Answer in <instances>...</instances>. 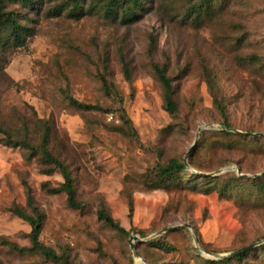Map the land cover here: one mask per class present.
<instances>
[{
    "label": "rangeland",
    "instance_id": "374dc122",
    "mask_svg": "<svg viewBox=\"0 0 264 264\" xmlns=\"http://www.w3.org/2000/svg\"><path fill=\"white\" fill-rule=\"evenodd\" d=\"M105 1L33 0L31 8L7 1L29 34L22 46L0 47V264H58L18 250L29 248L30 226L10 210L25 207L27 187L44 215L40 243L72 264H206L264 247V194L248 185L221 194L198 179L264 177V142L219 134L264 135V0H229L198 24L190 15L197 0H140L135 21L108 17ZM61 4L67 9L55 15ZM154 64L172 80L174 116L164 109ZM68 98L102 111L77 109ZM45 128L49 151L71 173L79 209L43 186L63 180L58 171L43 173L49 166L40 152L5 143L9 137L37 148ZM171 158L186 165L182 183L149 189L152 169ZM100 209L127 235L104 225ZM131 235L143 240L132 241L139 258ZM157 241L167 247L156 248ZM229 264H264V251Z\"/></svg>",
    "mask_w": 264,
    "mask_h": 264
},
{
    "label": "trees",
    "instance_id": "16d2710c",
    "mask_svg": "<svg viewBox=\"0 0 264 264\" xmlns=\"http://www.w3.org/2000/svg\"><path fill=\"white\" fill-rule=\"evenodd\" d=\"M7 1H20L26 7L31 8L33 6V0H0V47L5 45L11 46H22L25 41V37L29 34V29L20 24L21 15L12 10H7ZM229 0H197V2L190 9V15L195 24L201 23L209 17H213L216 13H220L221 10L226 6ZM105 14L108 17H114L116 14H120L123 19H128L135 21L138 17V12L143 9L140 0H106L105 3ZM79 6L75 3L71 6L73 13L78 9ZM67 9L66 4H61L53 9L55 15L65 11ZM155 78L160 83L163 90V103L164 109L170 116H174L177 113V105L173 97V87L172 80L166 75V67H160L156 64L152 66ZM104 89L107 93L110 89L107 85H104ZM213 103L218 109L220 117L223 120V125L230 127L227 118V110L224 108L216 98V95L212 93ZM68 102L71 106L85 111H96L100 112L102 109L97 105H90L80 103L72 98H68ZM125 119V118H123ZM222 136L236 137L239 141H252L254 143L264 142V138L249 137L239 134H232L228 132H219ZM48 129L45 128L40 140V145L34 148L29 143L24 140H12L7 137L5 140L6 145L11 147H22L27 149L31 154L35 155L40 152L41 162L44 166H49V168H44L42 171L44 174H51L54 171H58L63 182L60 186L55 188H50L48 183L43 184L46 190L52 194L64 193L66 196L67 205L72 209H79L81 207L80 202L76 197V190L74 186V181L69 172L68 168L57 158H55L48 149ZM186 165L183 161L176 158H171L163 164H156L152 169V173L148 177L149 189H158L161 187H166L172 184L182 183L183 173L186 172ZM223 182L218 183L217 178H204L199 177L198 179L207 180L206 184L213 183L219 189L221 194L229 192L237 187H242L243 185H248L250 190L256 191L258 193L264 194V177L257 179H245L239 178L235 174L226 173ZM128 215L131 216L132 204L129 203ZM15 216L25 221L30 226V232L28 235L30 246L29 248L18 249L23 252L25 249L34 251L38 253L44 260L50 261L52 263L58 264H72L65 256L58 255L54 249L43 245L39 241V236L41 234L44 215L37 208L32 192L27 187L26 188V200L25 207L14 206L11 210ZM97 217L101 220L104 225H106L111 230H114L118 234L123 236L127 235V232L122 228L114 219L103 209L97 211ZM156 248L163 250L167 247L164 242H154ZM256 251L263 252L264 247L258 249H251L245 251L235 257L227 258L224 260H206V264H229L231 261H242L244 258L255 253Z\"/></svg>",
    "mask_w": 264,
    "mask_h": 264
},
{
    "label": "water",
    "instance_id": "95a60500",
    "mask_svg": "<svg viewBox=\"0 0 264 264\" xmlns=\"http://www.w3.org/2000/svg\"><path fill=\"white\" fill-rule=\"evenodd\" d=\"M208 128H214V126H209ZM221 130L232 131V132L240 133V132H238V131H233V130H231L230 128H227V127H221ZM244 135L252 136V137H258V136H260V137H264L263 134H257V133H256V134H255V133H254V134H253V133H244ZM228 170H233V169H232V168H226V169H224V171H228ZM236 173H237L238 175H240V176L242 175V174H240V172H239L238 170H236ZM184 226H185L186 228H188V229H191L189 225H184ZM175 228H177V227L165 229V230H163V231L158 232L156 235H161V234L166 233V232H169V231H171V230H173V229H175ZM132 241L143 242V240L140 239V238L137 237V236L131 235V236L129 237V241H128V243H129V245H130V248H131V250H132V254H133V256H134L135 258H139L138 254H137V252H136V250H135V248H134V246H133V244H132ZM193 242H194L195 250H196L197 252H200V248H199V246H198V239H197V237H196L195 234H193ZM253 247H255V244H253V245H249V246H246V247H244V248H241V249H239V250H236V251H234V252H231V253H229V254H227V255H217V256L214 257V259L224 260V259H227V258H232V257H235V256H237V255H239V254L245 252V251H249V250H251Z\"/></svg>",
    "mask_w": 264,
    "mask_h": 264
},
{
    "label": "bare ground",
    "instance_id": "6f19581e",
    "mask_svg": "<svg viewBox=\"0 0 264 264\" xmlns=\"http://www.w3.org/2000/svg\"><path fill=\"white\" fill-rule=\"evenodd\" d=\"M143 261V260H142ZM144 263V262H143Z\"/></svg>",
    "mask_w": 264,
    "mask_h": 264
}]
</instances>
